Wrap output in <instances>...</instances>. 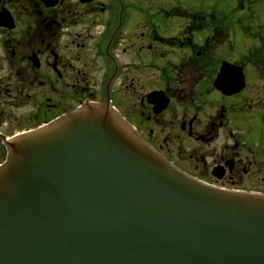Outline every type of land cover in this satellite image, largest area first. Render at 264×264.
<instances>
[{"label":"flooded vegetation","instance_id":"flooded-vegetation-1","mask_svg":"<svg viewBox=\"0 0 264 264\" xmlns=\"http://www.w3.org/2000/svg\"><path fill=\"white\" fill-rule=\"evenodd\" d=\"M130 1L0 0V164L7 140L89 102L116 107L117 96L132 129L176 169L264 193V11L246 10L240 25L256 43L227 59L232 26L213 4L170 12L164 0H138L131 14ZM164 46L181 56L174 74L151 70ZM224 60L241 68L237 92L215 87ZM159 92L169 104L156 112Z\"/></svg>","mask_w":264,"mask_h":264},{"label":"water","instance_id":"water-1","mask_svg":"<svg viewBox=\"0 0 264 264\" xmlns=\"http://www.w3.org/2000/svg\"><path fill=\"white\" fill-rule=\"evenodd\" d=\"M238 74L224 62L215 86L237 91ZM8 145L0 264H264V195L184 175L110 108L87 104Z\"/></svg>","mask_w":264,"mask_h":264},{"label":"rangeland","instance_id":"rangeland-1","mask_svg":"<svg viewBox=\"0 0 264 264\" xmlns=\"http://www.w3.org/2000/svg\"><path fill=\"white\" fill-rule=\"evenodd\" d=\"M159 0H151V5H158ZM138 3V0H131L130 1V13L133 14L135 11L133 7H136ZM164 3V7H166V11H170L173 8L181 7V9H186L187 7L197 10L199 8H208L211 4L215 6L216 13L224 16H228V22L232 26V32H231V44L230 47H226L225 52L223 54L225 55V58L232 59L235 56L239 55L241 52H243L248 46H253L256 41L246 34L242 28H241V22H243L244 17L246 15V10L249 8H252L254 11L262 12L264 11V0H164L162 4ZM151 13L154 17H157V11L151 10ZM188 14L183 13V17L188 20ZM165 16V14H164ZM160 20L159 18H156ZM182 23H185L184 19H180ZM179 22V23H181ZM160 23H163V20H160ZM258 24L255 23L252 27V30H258ZM263 29V27L261 28ZM153 48V49H152ZM151 51L155 52L157 51V44L152 43ZM172 48L170 47H163L164 50V58L166 61L158 63L154 60H151V70L152 72L155 70V65L159 64L161 68L164 70L162 74H174L172 71V66L170 64H177L179 60L181 59V56L176 55L173 51H171ZM165 62L168 64L166 65ZM114 99L116 101L115 105L118 108V110L125 114L128 112L126 107L120 105V99L117 96H114ZM209 176H207V179Z\"/></svg>","mask_w":264,"mask_h":264}]
</instances>
